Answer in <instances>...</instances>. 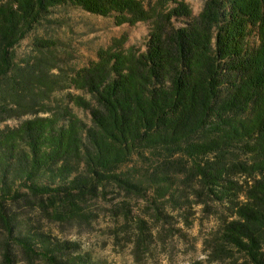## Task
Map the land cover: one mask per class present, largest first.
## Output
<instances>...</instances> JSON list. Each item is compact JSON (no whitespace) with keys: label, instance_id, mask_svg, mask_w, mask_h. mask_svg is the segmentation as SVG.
Here are the masks:
<instances>
[{"label":"trees","instance_id":"trees-1","mask_svg":"<svg viewBox=\"0 0 264 264\" xmlns=\"http://www.w3.org/2000/svg\"><path fill=\"white\" fill-rule=\"evenodd\" d=\"M160 1L155 12L139 0L0 4V116H33L0 135V219L11 233L7 208L33 201L73 218L108 187L150 198L157 219L159 200L180 207L171 192L179 179L196 204L231 211L221 222L222 244L242 254L243 264H264V0H208L197 19L184 0ZM67 4L114 14L120 23L152 21L144 52L101 51L99 63L71 79L91 96L76 100L90 113V127L68 110L54 114L43 106L44 88L56 85L47 77L56 66L50 56L19 63L15 55L53 9ZM179 20L189 22L178 27ZM253 30L256 48L249 45ZM50 44L39 40L38 53ZM135 157L149 169L125 171ZM139 228L145 233L143 223ZM10 235L28 257L76 264L55 256L66 244L51 248L45 236L37 254L33 237Z\"/></svg>","mask_w":264,"mask_h":264},{"label":"rangeland","instance_id":"rangeland-1","mask_svg":"<svg viewBox=\"0 0 264 264\" xmlns=\"http://www.w3.org/2000/svg\"><path fill=\"white\" fill-rule=\"evenodd\" d=\"M6 1L0 0V4ZM139 1L153 12L162 3ZM184 1L192 18L197 19L208 0ZM151 22L120 23L114 14H93L71 4L59 6L16 47V60L22 63L50 56L56 66L52 65L47 77L56 85L44 88L43 106L54 114L68 110L90 127V113L76 100L89 101L91 96L83 89L72 87L71 79L76 72L99 63L101 51H115L121 46L125 51L144 52L153 28ZM188 22L179 20L175 25L182 27ZM39 40L49 45L53 42L55 46L45 54L38 53ZM258 44L257 30H253L249 45L256 48ZM51 112L39 116H51ZM31 118L32 115L0 116V135L20 129ZM149 165L135 157L124 170H147ZM185 165L190 166L188 162ZM182 189V180H175L171 192L179 199L180 207L159 200L164 209L157 219L150 198L128 197L114 187L89 198L73 218H60L53 210L43 211L36 201L31 205L10 206L6 214L11 219L13 236L33 237L37 254L42 252V239L47 236L51 248L66 244L65 254L55 256L76 264H81L80 261L84 264H243V255L220 240L222 219L231 216L228 207L215 202L207 208L198 205L193 189L187 188L184 195ZM140 222L146 227L145 233L139 228ZM11 233L0 219V264H49L41 254L28 257L15 244Z\"/></svg>","mask_w":264,"mask_h":264}]
</instances>
